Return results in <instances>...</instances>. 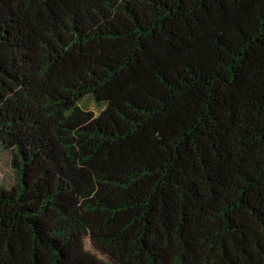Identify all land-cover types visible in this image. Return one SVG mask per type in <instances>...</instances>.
Here are the masks:
<instances>
[{
  "label": "trees",
  "instance_id": "1",
  "mask_svg": "<svg viewBox=\"0 0 264 264\" xmlns=\"http://www.w3.org/2000/svg\"><path fill=\"white\" fill-rule=\"evenodd\" d=\"M1 147L0 264H264V0H0Z\"/></svg>",
  "mask_w": 264,
  "mask_h": 264
},
{
  "label": "rangeland",
  "instance_id": "2",
  "mask_svg": "<svg viewBox=\"0 0 264 264\" xmlns=\"http://www.w3.org/2000/svg\"><path fill=\"white\" fill-rule=\"evenodd\" d=\"M79 106L88 112H91L94 116H98L105 108L102 103H97L93 97L86 96L83 98ZM13 153L6 148H0V185L9 189L16 185L17 177L12 168ZM86 248L98 255L101 259H105L103 255L98 253L90 243V240H86Z\"/></svg>",
  "mask_w": 264,
  "mask_h": 264
}]
</instances>
